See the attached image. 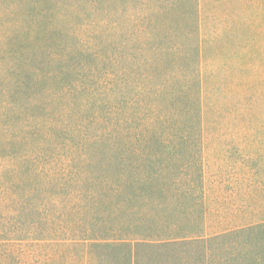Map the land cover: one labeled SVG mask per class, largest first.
Returning <instances> with one entry per match:
<instances>
[{
    "label": "trees",
    "instance_id": "16d2710c",
    "mask_svg": "<svg viewBox=\"0 0 264 264\" xmlns=\"http://www.w3.org/2000/svg\"><path fill=\"white\" fill-rule=\"evenodd\" d=\"M146 1L154 4L147 6L142 20L135 19L131 33L132 43L144 48L133 55L128 51V19L126 26H99L93 39L74 34L73 44L57 37L62 29L53 20L47 26L39 23L24 39L45 37L35 44L32 56L42 59L47 69H30L26 52L18 58L8 46L11 30L2 32L0 225L21 229L37 223L33 220L38 215L53 222L54 212L62 211L61 223L87 226L92 235L88 239L132 244L135 264L141 262L142 245L215 238L194 228L180 235L171 223L163 227L151 219L158 218L154 209L162 207L161 195L168 190L178 199L194 196L191 173L187 181L177 178L171 161L189 156V145L198 146L205 109L200 75L186 60L190 56L183 42L165 44L178 35L176 22L185 28L181 34L194 40L190 27L192 19L196 25L200 0H172L166 6L160 0ZM12 2L7 11L15 14L22 3ZM124 8L114 11L123 14ZM59 17L66 19L65 14ZM15 25L21 29L24 24ZM192 46H198V38ZM154 137L162 151H144L149 140L154 145ZM114 221L116 226L108 228Z\"/></svg>",
    "mask_w": 264,
    "mask_h": 264
},
{
    "label": "rangeland",
    "instance_id": "374dc122",
    "mask_svg": "<svg viewBox=\"0 0 264 264\" xmlns=\"http://www.w3.org/2000/svg\"><path fill=\"white\" fill-rule=\"evenodd\" d=\"M12 1L22 3L15 14L7 11ZM160 1L166 6L172 0ZM199 3L196 25L192 19L190 27L194 40L181 34L185 28L179 22L174 23L178 35L165 40L168 46L183 42L190 56L186 60L195 66L201 79L203 133L198 146L186 148L189 156L181 155L177 163L171 161L177 178L187 181L191 173L194 196L178 199L173 190H168L161 195L162 207L154 209L158 218L151 219L163 227L171 223L180 235L194 228L215 238L176 245H142L139 264H264V0ZM150 4L146 0H0V38L5 39L2 32L11 30L13 39L8 46L17 57L26 52L31 59L30 69H47L42 59L32 56L35 44L45 37L32 40L30 35V40L24 39L39 23L47 26L53 20L62 29L57 37L73 44L77 41L75 35L87 34L93 39L94 31L102 29L99 26H126L128 19V51L133 55L144 48L131 41L135 19L142 20ZM121 6H125L123 14L115 13ZM38 12L47 15L42 18ZM62 14L66 19L59 17ZM16 22L25 27L17 28ZM51 26L45 27L44 34ZM197 38L198 46L193 49ZM133 86L129 88L131 94ZM152 141L154 145L149 140L144 151L161 152L156 147L157 138ZM183 180L180 184L188 186ZM60 213L54 212L53 222L34 216L33 222L37 223L25 224L21 229L0 225V264H135L132 244L88 239L92 235L87 226H64L58 219ZM116 224L114 221L108 228ZM8 237L15 239H4Z\"/></svg>",
    "mask_w": 264,
    "mask_h": 264
}]
</instances>
